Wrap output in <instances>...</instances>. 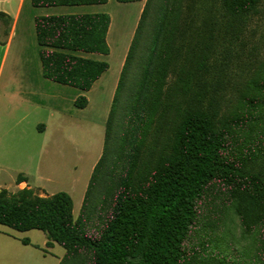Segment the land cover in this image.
<instances>
[{
  "label": "trees",
  "instance_id": "obj_1",
  "mask_svg": "<svg viewBox=\"0 0 264 264\" xmlns=\"http://www.w3.org/2000/svg\"><path fill=\"white\" fill-rule=\"evenodd\" d=\"M31 1L34 7L108 3ZM262 1L149 0L114 100L115 104L148 32L144 68L132 92L125 137L133 148L99 233L86 235L74 223L73 199L68 193L40 197L31 189L12 196L0 190V225L17 232L42 231L47 246L86 252L92 256L91 264H182L197 203L213 182L231 187L253 185L264 192V184L259 186L257 178L229 156L233 141L238 140L235 132L249 129L264 105V95L255 94L264 93V78L257 77L264 71V60H256L259 71L249 79L236 74L233 79L227 69L230 57L239 56L237 42ZM0 18L10 25L6 14L0 12ZM35 21L45 76L90 91L110 65L84 55L110 54V16L52 15ZM87 104L85 96L75 102L80 109ZM241 106L246 113H241ZM21 180L25 179L19 176ZM23 244L30 245L28 240ZM64 261L69 264L67 258Z\"/></svg>",
  "mask_w": 264,
  "mask_h": 264
},
{
  "label": "rangeland",
  "instance_id": "obj_2",
  "mask_svg": "<svg viewBox=\"0 0 264 264\" xmlns=\"http://www.w3.org/2000/svg\"><path fill=\"white\" fill-rule=\"evenodd\" d=\"M148 1L120 3L110 0L104 6L70 11L106 12L111 16L108 36L110 54L102 58L110 64V69L90 93H84L90 99L87 108L80 109L73 105L68 108L63 121L69 122L71 128L68 129V125L63 123L60 133L50 143L43 145L40 141L37 145L25 144L26 149L30 148L32 157L19 159L31 165L33 171L37 163H44V172L52 176L46 162L50 161L51 152L55 153V174L50 183L46 182L47 192L41 188L32 190L40 197L68 193L73 199V221L86 235H97L102 228L113 200V191L124 174L127 156L133 148L125 143V137L134 101L132 92L144 68V42L148 39V32L131 61L115 104L114 100L120 75ZM26 14L29 15L28 8L24 12V19ZM22 24L23 21L19 23V33ZM0 26L2 31H6L9 25L4 18H0ZM236 50L239 56L232 55L227 68L233 79L237 75L248 79L256 76L259 71L256 60H264V0L237 42ZM257 77L264 78V71ZM174 93L175 87L171 85L170 95ZM255 94L264 95L260 91ZM35 101L39 100L32 97V102ZM12 104L10 111H13L14 117L9 119L11 123L3 130V137H16L21 129L29 132L34 122L45 120L48 114V111L31 108L28 103L19 105L13 100ZM239 110L243 114L247 112L242 106ZM256 116L258 120L253 121L249 129L235 132L238 140L233 141L229 156L248 169L260 186L264 184V105ZM152 139L153 136L149 142ZM6 188L8 190L1 191L6 190L9 196L19 192L9 179ZM46 237L39 230L17 232L0 225V264H56L58 258L60 263L67 258L69 264H91L92 256L86 252L78 249L68 251L57 244L44 246ZM23 240H28L30 245L25 246ZM182 264H264V192L253 185L231 187L218 180L213 182L197 203V213L184 246Z\"/></svg>",
  "mask_w": 264,
  "mask_h": 264
},
{
  "label": "crops",
  "instance_id": "obj_3",
  "mask_svg": "<svg viewBox=\"0 0 264 264\" xmlns=\"http://www.w3.org/2000/svg\"><path fill=\"white\" fill-rule=\"evenodd\" d=\"M106 4L34 7L31 0H0V12L6 14L11 19L7 31H2V26H0V190H8L6 187L7 179H9L14 183L16 191L41 188L47 192L46 182L50 183L53 180V174H55L56 155L51 152L50 161L46 162L51 168L49 173L52 175L47 176L48 172H44L43 170L44 163H37L36 170L33 171L31 170V165L24 164L19 160L25 158L28 160L32 157L30 148L26 149L25 144L36 143L37 145L40 141L43 145L50 143L54 136L60 133L62 124L64 123L63 118L69 110L68 108L71 105L77 107L75 105L76 100L80 96H84V93H90L102 78L87 92L48 79L44 74L40 57L43 47L40 46L37 39L36 18L52 15L106 13L70 12L71 10L85 11L87 10L86 7L93 9L96 8L95 6L99 7ZM58 7H71L75 9H58ZM26 8H28L29 15L27 16L26 14V18L24 19ZM40 9H44V11ZM21 21H23V24L21 33H19L18 28ZM109 32L110 28L107 34V42ZM84 56L103 61V56L107 55L87 54ZM32 97L37 98L39 101L32 102ZM13 100L19 105L28 103L31 108L48 111V114L45 120L34 122L29 132L26 129H21L19 134L15 135L16 137L14 135L13 137H3V130L9 127L11 123L10 118L14 117L13 111H10ZM87 100L88 104L86 108L90 105L88 97ZM64 124L68 125V129L72 127L69 122ZM15 160L18 161L15 162ZM8 175H10L9 178ZM19 176L25 180L18 181ZM47 242L48 240L43 243L46 247ZM59 263L60 259L58 258L56 264Z\"/></svg>",
  "mask_w": 264,
  "mask_h": 264
}]
</instances>
